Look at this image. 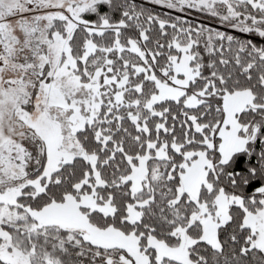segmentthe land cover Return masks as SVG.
I'll list each match as a JSON object with an SVG mask.
<instances>
[{
    "label": "snow or ice",
    "instance_id": "6c2138e0",
    "mask_svg": "<svg viewBox=\"0 0 264 264\" xmlns=\"http://www.w3.org/2000/svg\"><path fill=\"white\" fill-rule=\"evenodd\" d=\"M0 264H264V0H0Z\"/></svg>",
    "mask_w": 264,
    "mask_h": 264
}]
</instances>
